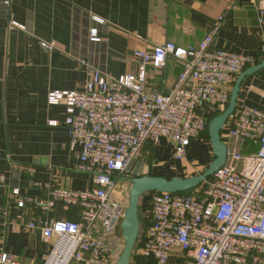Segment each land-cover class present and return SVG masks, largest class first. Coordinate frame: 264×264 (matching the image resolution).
Returning a JSON list of instances; mask_svg holds the SVG:
<instances>
[{
  "label": "built area",
  "instance_id": "built-area-1",
  "mask_svg": "<svg viewBox=\"0 0 264 264\" xmlns=\"http://www.w3.org/2000/svg\"><path fill=\"white\" fill-rule=\"evenodd\" d=\"M259 3L264 26V0ZM224 22L222 15L196 45L165 41L150 50L135 49V73L112 77L82 60L88 71L82 89L50 91L48 101L65 102L70 149L80 148L75 167L92 174L95 186L54 187L47 196L13 188L15 206L33 209L34 217L19 221L0 210V233L7 225L13 231L41 232L49 246L39 264H116L133 177L130 165L149 142L167 140L177 161L188 160L193 142L211 143L205 136L210 114L227 108L233 82L255 63L252 56L213 45ZM11 26L24 28L16 21ZM97 34L93 29L91 39ZM170 59L178 60L182 70L168 90H158L150 77L162 79ZM222 138L228 158L213 176L189 193L142 196L143 224L133 255L156 264H264V110L238 103ZM202 172L197 168L192 175ZM60 204L75 209L78 218H57ZM0 264L35 263L0 248Z\"/></svg>",
  "mask_w": 264,
  "mask_h": 264
},
{
  "label": "crops",
  "instance_id": "crops-1",
  "mask_svg": "<svg viewBox=\"0 0 264 264\" xmlns=\"http://www.w3.org/2000/svg\"><path fill=\"white\" fill-rule=\"evenodd\" d=\"M259 6V0H0L2 216L24 222L34 217L33 209L15 206L10 197L13 188L47 196L54 187L87 190L95 186L92 174L75 167L80 148L70 149L65 102L51 105L48 101L50 91L82 89L88 77L82 60L112 77L135 73V49L150 50L165 41L196 45L223 15L225 22L213 45L252 56L255 65L264 59ZM11 21L24 28L11 26ZM93 29H97L96 40L91 39ZM44 42L52 47L46 48ZM181 70L182 64L170 59L163 78L152 76L150 84L166 91ZM242 101L264 110V70L246 77L238 103ZM211 156V143L196 141L188 160L177 161L171 144L163 139L144 146L136 169L186 177L197 168L203 170ZM54 214L78 218L77 211L61 204ZM48 246L39 231H13L7 225L0 233V248L26 263L39 264Z\"/></svg>",
  "mask_w": 264,
  "mask_h": 264
},
{
  "label": "water",
  "instance_id": "water-1",
  "mask_svg": "<svg viewBox=\"0 0 264 264\" xmlns=\"http://www.w3.org/2000/svg\"><path fill=\"white\" fill-rule=\"evenodd\" d=\"M262 70H264V59L260 63L252 65L241 72L233 86L231 98L227 108L209 121L208 131L214 159L202 173L187 177L174 176L168 178L163 175H154L148 170L143 171L139 170V168L136 169L138 164V167L141 166V163L138 161H134L130 165L129 171L133 175L131 178L132 184L129 191V200L128 206L125 210V217L121 224L125 244L116 264H130L131 262V256L137 243L143 220L140 201L144 193L150 191L170 193L191 191L199 186L203 181L213 176L222 166L226 164L228 158V147L222 138L223 128L227 123L229 116L237 108L241 86L246 77L257 74Z\"/></svg>",
  "mask_w": 264,
  "mask_h": 264
},
{
  "label": "trees",
  "instance_id": "trees-1",
  "mask_svg": "<svg viewBox=\"0 0 264 264\" xmlns=\"http://www.w3.org/2000/svg\"><path fill=\"white\" fill-rule=\"evenodd\" d=\"M263 59H260L257 63H260ZM221 112H223V110H218L216 112H212L209 116V120H211L214 116L220 114ZM205 136L208 140H210V136H209V131L207 129V131L205 132ZM211 142V141H210ZM151 143V142H149ZM212 145V144H211ZM214 159V155L212 153V156H211V159L210 161L207 163V165L205 166V168L203 169V171L208 167L209 163ZM154 175H160V174H155V173H152ZM168 178H171V177H168ZM190 191L188 192H181V193H189ZM147 193H153L152 191L150 192H146L144 193L143 195L147 194ZM73 209V208H72ZM75 210V209H74ZM76 211V210H75ZM143 223H141L142 225ZM130 264H156L155 260L152 259V258H144V257H141V256H138V255H133L132 253V256H131V262Z\"/></svg>",
  "mask_w": 264,
  "mask_h": 264
},
{
  "label": "rangeland",
  "instance_id": "rangeland-1",
  "mask_svg": "<svg viewBox=\"0 0 264 264\" xmlns=\"http://www.w3.org/2000/svg\"><path fill=\"white\" fill-rule=\"evenodd\" d=\"M200 169V168H199ZM132 183H130V186H131ZM118 245H117V253H118V258L120 256V254L122 253L123 251V248H124V244H125V240H124V237L123 235L119 238V240L117 241ZM118 260V259H117Z\"/></svg>",
  "mask_w": 264,
  "mask_h": 264
}]
</instances>
